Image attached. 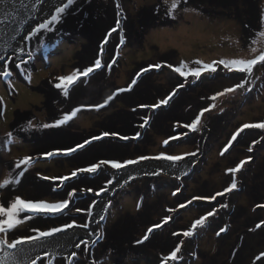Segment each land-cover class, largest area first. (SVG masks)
<instances>
[{"label": "flooded vegetation", "instance_id": "obj_1", "mask_svg": "<svg viewBox=\"0 0 264 264\" xmlns=\"http://www.w3.org/2000/svg\"><path fill=\"white\" fill-rule=\"evenodd\" d=\"M139 1L141 0H136L134 3H139ZM131 2L133 0H74L73 5L61 14L60 22L50 25L53 29L52 32L41 29L35 37L29 40L27 37L38 26L31 30L27 28L24 30L25 33L22 30L20 37L17 36L14 39L16 43L14 45L15 51H12L9 43L5 46L11 52L7 53L8 56L5 57L3 62L0 61V73L9 71L12 75L8 78L0 75V129H2L0 134L2 140H11L12 145L7 150L6 157L8 161H3V164L7 166L5 168L6 181H11L13 178H18L21 181L20 184L15 185L14 190L11 183L6 184L5 189H9L11 195L13 193L21 199L34 202L45 198V196L48 197V200L57 202L65 198L67 192L72 188L77 189V196L73 198L75 205L72 203L69 205L70 208H73V212L70 216L65 215L63 220L41 217L27 220L25 218L29 215L28 213H22L21 219L30 230L32 226H36L41 230L44 228L48 230L51 227L59 226L63 222H70L72 219H75L77 224L89 222L88 229L73 228L65 233L55 234L50 238L51 242H48L46 247L58 251H67L73 247L75 242L88 240L90 250L88 257L83 255L85 247L83 244H81L80 249L74 248L73 250L77 253L78 264H89L92 259L97 261L98 264L100 261H104V264H162V258L169 255L176 246L181 248L184 246L185 238V254L187 259L190 260L187 262L179 261L176 264H194L191 260H194L198 248H203L201 239L203 234L210 229L213 232H219V248L214 255L211 252H200L203 258H210L209 263L204 260L202 264H264V256H261L264 253V207L257 206L264 205V169L252 177L248 187L240 181V191H245L244 196L247 198L248 204L246 207H237L239 211L236 212L237 216H235L231 213L229 207L220 208L221 203L227 204L228 193L224 197L217 196L215 200H211L208 195H201L205 192L204 184L214 188L213 193L209 196L217 193L215 189L218 188L219 184L212 179L215 177V169L219 165L217 162H213L214 167L207 176L199 173L196 179L192 181L195 184L194 187H196V196L203 198L198 199L201 200V203L194 201L183 211L177 230H172V233L165 235V232L154 228L149 241L144 244H136L135 241L142 239L147 232V226L153 227L159 222L154 224L143 200L142 207L136 216L121 212L117 219L107 217L106 220H103V225L100 222L96 223V221L99 220L101 215L105 216L109 203H115L117 208L120 209L118 203L120 196L131 195L135 192L140 196H144L138 185L141 179L150 175L139 176L138 171L140 172V169H144L147 162H152L154 159L141 160L138 164L129 165L119 171L112 169L110 166L107 169L102 166L95 175L81 174L82 177H88L87 179L77 180V178L71 177V173L77 168L90 166L101 159L123 163L128 159H138L140 156L156 157L154 156L155 153H158V156L165 155L166 148H151L157 140L151 130H156L158 124H164L167 120L176 118L170 113L171 109L160 108L151 114L147 108L140 107L135 112H130L123 108L124 106L120 103L121 100L127 106L146 105L152 103L156 98L164 99L168 93L174 92L175 95L169 101L170 107L175 108L184 104L186 111H189L179 120V125L176 128V130L178 129L177 132L190 131L184 125L197 118L203 109H210L209 111H212V114L206 117L203 128H199L200 124L197 125L198 130L196 132L190 131V136L187 138L189 141H186L193 144L197 155L201 158L203 156V153L200 152L202 142L216 140L218 137L216 132H219V120L226 118L230 112L225 115L224 113L216 115V110H212L214 103L221 100L224 102L222 106H225V102L227 105L229 101L239 100L242 101L241 105H243L245 102H250L253 93L261 95L264 92V66H262L264 62L258 61L255 65L256 69L254 66L250 77L246 73H243L242 77L240 75L236 76L234 75L235 70L230 72L223 65H217V72L214 73L216 76L210 75L209 72L204 76L202 72L199 79H197L189 73L187 77L193 78V84L201 85L197 87V90L196 87L186 86L185 80L187 77L182 76L183 78H180L173 69L180 67L182 63L187 64L190 69H195L198 65L193 60L175 61L178 53L173 51L165 52L162 55L154 54L151 58L144 59L142 63L136 64L137 67L133 71L127 72V78L123 81L119 79L123 72V65L128 62V53L131 52L129 51L130 45H136L138 46L137 49H142L146 44V47L148 46L154 50V45L147 42V36L152 40L155 38L153 34L162 32L164 29L168 30V28L181 27L190 23L184 18L187 13L196 14L197 17H199V12L211 13L212 16L214 15V20L219 18L221 21L230 23L235 22V19H237L241 23L243 39L244 37L257 36L261 28V0H164V3L161 0L150 9L140 11L139 18L136 19L127 11V6ZM173 3L177 4L175 9L172 8ZM79 10L84 11L83 17L86 22L79 25L72 22H63L65 18L77 15ZM200 19L204 21L207 17H201ZM114 28L116 31H113ZM246 28H249L250 33H248V36H246ZM110 32L111 36L108 35ZM145 34L147 35L144 38L143 35ZM121 37H123V43H121ZM10 38L3 37L2 41L8 42ZM105 39L109 42L103 45ZM63 45H68L71 48L69 54H66ZM101 45L104 47L103 54L100 53ZM153 53L155 52L153 51ZM29 55H31V59ZM96 58L101 59L104 67L98 70L95 75L90 74V78L87 79L86 83H82L85 78H76L73 83L68 85V97L63 96L61 89L55 88L54 85L60 82L57 77L74 75L77 69L82 70L86 66H91ZM54 59L58 60L56 65L50 63ZM112 60H115L116 63L112 65L111 71H108L106 66ZM24 61H27V63H24ZM42 61L47 64L45 69L50 71L45 73L39 80H35V74L41 69L37 68V65ZM16 64H20L21 67L16 68ZM70 64L73 70L66 73L62 67H68ZM154 65H161V67L159 69L150 67ZM168 65H171V67H168ZM139 66H149L148 68L151 70L143 72L139 70ZM260 67L261 71L259 72L257 69H260ZM244 76L248 79L245 89H237L236 92L225 93L223 96L218 95L225 92V89L234 87L236 77L237 83H240ZM160 79H165V81L159 82ZM133 80H135V84L132 83ZM181 84H183V87L180 86ZM121 85L125 88L131 87V91L117 93V90L121 89ZM144 86H148L147 91L152 96L147 97L144 95L142 99L136 97L135 92ZM248 88H251V91H248ZM109 96L114 98L104 108L97 110L95 106L104 103ZM213 96L217 97L216 100L211 99ZM161 99H158V101ZM118 101L119 103H117ZM260 106L264 108V103H260ZM77 107L81 108V111L67 125L57 129H43L40 126L43 123H54L63 115L70 114L71 110ZM194 108L196 110H193ZM141 114L150 115L148 125L151 130H141L135 125L136 116ZM9 115L10 118L7 120ZM249 117L251 115H248ZM131 118H135L134 127L130 125L124 130L119 127V124L123 121H127L126 123L131 122L129 120ZM253 118L255 121L256 117ZM151 121L154 129L151 126ZM29 122H32L33 127H28ZM105 131L116 132L129 137L131 135L135 136L137 132H140L141 135L139 139L127 141H121L111 136L100 141L93 140L91 144H86L85 148L79 149L71 156L47 157L45 155L49 151H63L84 143ZM247 131L248 137L245 130L241 132L239 139L244 141L253 140V132H250V128H247ZM9 132L13 134L12 137H8ZM64 132L70 133L72 142L69 140L68 135H65L68 137V144L56 142V134ZM164 133L171 135L170 132ZM48 134H52V139L45 140ZM191 134L197 135L195 141H191L193 139ZM179 142L183 143V141ZM159 143H161V140H159ZM173 148L171 147L170 151ZM155 149L158 150L154 151ZM152 151H154V154H151ZM77 154H80V156H77ZM25 156H32L35 159L24 177H17L16 173L22 169H15V163ZM192 158V156H189L181 163L190 162ZM192 167L193 165L190 168L191 170L189 169L190 172L193 171ZM189 170L187 175L182 174L179 177L182 179L190 178ZM245 172L240 176L243 181L245 180L244 177H247ZM128 174L130 176L126 178ZM42 176L50 178L69 176L70 180L64 181L63 187L54 192L52 185H60V180H42ZM97 176H99V179H97ZM132 177L135 178L132 179ZM125 180L128 183H125ZM231 183L230 177L227 176L221 185L223 191ZM127 186L128 190L125 189ZM87 187H92L93 192L81 191ZM102 188L108 190L100 191V195H96V192ZM189 196H191L190 192ZM239 197L242 198L243 196L239 194ZM179 198H174L176 203L180 202ZM93 202L95 206L91 208L92 215L90 216L87 215L86 211H74V207L88 209ZM234 203L235 201L232 200V204ZM67 211L65 210V212ZM209 211H215V215L208 217L205 226L197 228L192 236L184 237L183 233L190 230L192 225L191 221L186 222L185 213L195 212L199 216H206ZM123 216L130 218L124 219ZM197 219L199 218L196 217ZM51 222L52 224H50ZM257 225H260V227H257ZM119 229L125 230L122 239L117 234ZM101 230L104 239L98 241L97 245L93 247L91 240L95 239L101 233ZM20 232L18 231V233ZM89 232H93L94 235L89 236ZM181 241H183L182 244ZM224 245H226L225 248L229 247L225 251L221 249ZM160 246L161 248H159ZM39 250L41 249L37 248V251ZM44 253L40 254L42 259L38 261V264H47L48 258L45 259ZM70 253L64 254L65 257L69 256ZM188 253H190V256ZM258 256L261 258L257 259ZM217 260H219L218 263ZM53 264H67V260L60 257L57 262L53 261Z\"/></svg>", "mask_w": 264, "mask_h": 264}, {"label": "rangeland", "instance_id": "obj_2", "mask_svg": "<svg viewBox=\"0 0 264 264\" xmlns=\"http://www.w3.org/2000/svg\"><path fill=\"white\" fill-rule=\"evenodd\" d=\"M67 0H14V3L12 6L7 8V11H5V5L0 4V55H3L4 57H7V53L11 52L7 47H5L8 43L11 45L12 51H15L14 45L15 38L17 36L20 37V33L24 32L27 28L29 30L33 29L36 26H39L40 23L45 22L46 20H50L51 17L54 15L56 8L62 7ZM161 0H141L139 3H134L136 0H133V2L129 3L127 6L128 14H130L134 19L139 18V12L140 11H146L153 7L155 4H157ZM11 2V0H10ZM164 3V0H162ZM189 9V8H188ZM125 12V11H124ZM124 15V14H123ZM205 15V16H204ZM214 16V15H213ZM213 16L211 13L206 12H199V17H197L196 14H185L184 18L186 19L187 23L185 24V29H180V27L176 28H168L164 29V31H168L169 35L172 34L171 38L167 41L165 45L162 44L164 41L163 39L169 38V36L163 37V34H158L157 36L153 34L154 37H158L159 41L156 40H150V38L147 36V42H150L154 45V50H152L150 47L147 46L145 48V53H139L137 54L138 46L136 45H130L129 48V58L127 64L123 65V73H127L129 71H133L137 66L136 64H140L144 61V59L151 58L154 54L155 55H162L165 52L173 51L175 53H178L175 57L177 62L179 60L185 59V60H193L194 62L199 60L202 63L198 65L197 67H202L203 64H212L214 61H220V60H232V59H251L254 57H259L262 52H264V36H261L260 33L264 32V0H261V28L258 32L257 36L252 37H244L242 33V27L239 20L235 19V22H224L221 21V19H213ZM201 17H207L206 20L200 19ZM83 21V19H81ZM64 22V21H63ZM86 22V21H83ZM83 22H80L81 24ZM254 31V29H253ZM246 36H248L249 28H246ZM25 33V32H24ZM27 34V32H26ZM5 37H11L8 42H3L2 38ZM8 45V46H9ZM146 46V44L144 45ZM187 46H191V50L187 49ZM65 46L63 45V48ZM5 48V49H4ZM66 48V47H65ZM68 48V45H67ZM255 50V51H254ZM67 51V50H65ZM153 51L155 53H153ZM3 62V60H0ZM52 64V62H50ZM45 62L42 61L39 65H37V68L39 69L38 73L35 74L34 79L39 80L42 76L45 75V73H48L50 70L45 69L47 66ZM56 65V64H53ZM65 69L66 73H69L73 68L71 69V64L68 67H62ZM146 68L145 66H139V70L143 71V69ZM152 68V67H151ZM150 69V68H149ZM218 69V68H217ZM256 69V66H255ZM151 70V69H150ZM259 72L260 69H257ZM144 72V71H143ZM217 72V71H216ZM215 72V73H216ZM208 72L204 71L202 75H206ZM214 73H210V75ZM234 75H240L243 76V73H240L238 71H234ZM213 76V77H215ZM49 77V76H48ZM245 78V76H244ZM121 81H123L122 78H120ZM234 84H237V77L234 81ZM252 99V105L253 106H260V96H258L256 93H253L251 95ZM234 100L233 102L229 101L227 105L222 106L224 102L221 100H218L214 103V107H212V110H216V115H220L223 113H227L230 110V113L232 115L230 116V122L231 124L237 123L241 120H245V115L243 112H245L248 108L249 103L245 102L243 105H239L242 103V101ZM236 102V103H235ZM248 104V105H247ZM247 114L254 115V113H251V110L248 109ZM212 114V111H207L204 113V115L201 117V123L199 128H203V124L206 120V117L210 116ZM255 116L257 118L262 117L260 123H264V111L256 112ZM10 118H7V120ZM247 121H245L243 124H257L253 122H249V120L252 119V117H246ZM259 124V123H258ZM6 127V126H5ZM1 128V127H0ZM256 129L260 130L264 133V129L262 128H250L251 131H255ZM2 131V129H0ZM238 130H235L234 135L236 134ZM0 137L2 138L1 134ZM168 141L167 144L164 143V141ZM170 137L165 138L164 140H161V144L165 147L169 145ZM8 141V140H6ZM6 141L1 139L0 144V184H5V181L7 180V173L5 171V166L3 164V161L7 162V150L12 145L11 143H6ZM167 151V150H166ZM165 151L166 155H180L183 157L182 160L186 159L190 155H187L191 152H196V149L194 146L186 143H179L178 145L175 144L174 148L168 153ZM246 151V154L242 156L241 161H245L248 157V151ZM151 154H154V151H152ZM158 153H155L154 156H158ZM259 156L264 157V147L261 149ZM211 155L208 154V157L206 158L207 161H209L208 164H206L201 170L200 174L207 176V174L210 172V170L214 167V164L212 161H210ZM194 160L198 161V159H192L190 162L184 163V166L182 169H179V166L177 164H174L170 161L163 160V159H154L152 162H147V165H144V169H140L139 176L147 175L148 170H150V174L159 172L160 175L158 177L164 178L168 181V183L172 181H177V177L182 175L184 172H187L191 166L194 163ZM240 161V162H241ZM240 164V163H238ZM219 167L215 169V177L212 179L215 183L219 184L218 188L215 189L216 192H221L223 190V184L224 180L227 176L230 177L231 181L233 179L237 182V188L233 190V192L228 193L227 196V205L231 211V213L236 215V212H238V208H241L243 206H247L248 200L243 195L242 198L239 197L240 191V181H241V174H243L246 170L247 164H244V167L241 169L239 173L232 174L229 172L226 167V164H218ZM150 166V167H148ZM224 169V170H223ZM135 172H137L136 169H134ZM223 170V171H222ZM256 167L252 168L253 173H259L261 170L256 172ZM148 174V175H150ZM130 174L126 175V178H128ZM157 176V175H156ZM138 177V176H137ZM195 186L194 182H191V188ZM167 187V186H165ZM170 190L171 193V199H173L176 196V190L177 187L174 184H171L167 187ZM203 188L207 190V185L204 184ZM128 190V186L125 188ZM165 189V188H164ZM8 192H5V187L3 189H0V201L1 203L4 202L3 199L8 198H14L15 195H12ZM175 193V195H173ZM41 200L52 202L48 200V197L45 196V198H42ZM120 200V209L117 208L116 204L111 202L109 203L111 206L109 207V204L107 205V211L105 213V219L108 218H114L117 219L121 212H125L124 214H132L136 215L141 207H142V197L138 195L136 192L131 195H122L118 198ZM232 200L235 201L234 204H232ZM205 208V207H204ZM203 208V209H204ZM199 209V208H198ZM200 210V209H199ZM112 214V215H110ZM186 222L191 221L193 224L196 220V217L199 219L203 216H199L197 213H189L186 212ZM54 222V221H53ZM185 222V223H186ZM89 224V222H87ZM100 223L103 225V221H100ZM52 224V222L50 223ZM101 226V225H100ZM102 228V227H101ZM199 228V226L197 227ZM41 230V229H40ZM47 230L46 228L42 229L41 231ZM16 233L18 231H21L19 234L22 236H31L35 233L30 230V228L26 227V224L22 223L17 226V228L14 230ZM221 232V231H220ZM218 232H213L211 229L208 230L205 234H203V238L201 239V245L203 248H198V251L195 253L194 264H202V262L207 257H202L201 253L205 252H211L212 255H214L218 248H219V239H218ZM242 233V232H241ZM237 234V233H236ZM11 235V234H10ZM51 242V240L49 241ZM77 242H75L76 244ZM75 244L71 249H68L67 251H58L54 250L52 248H40L39 254L47 251H57L60 253L57 255L56 259L54 261H58L60 257H65L64 254L72 252L75 248ZM226 245L222 246L221 249L223 251L227 250L229 247L225 248ZM239 247V246H238ZM186 250V238H185V244L181 248V252L178 255L179 259L177 261H170L168 264H176L179 261L187 262L190 259H187V256L185 254ZM236 252V250H234ZM190 256V253H188ZM48 257H45L47 259ZM210 258L206 260L207 263H209ZM219 260H217V263ZM184 264V263H183Z\"/></svg>", "mask_w": 264, "mask_h": 264}, {"label": "snow or ice", "instance_id": "obj_3", "mask_svg": "<svg viewBox=\"0 0 264 264\" xmlns=\"http://www.w3.org/2000/svg\"><path fill=\"white\" fill-rule=\"evenodd\" d=\"M14 3V0H0V4L5 5V11H7V8L12 6ZM74 0H67V3L63 7L56 8V14L51 17L50 20H46L43 23H40L39 26L27 37V39L31 40L33 37L37 35V33L40 32L41 29L46 30L47 32H52L53 29L50 27V25H53L54 23L60 22V16L62 13H65L66 9L69 8V6L73 5ZM119 7V5H118ZM177 4L173 3L172 8H176ZM175 18V17H173ZM113 31H116L114 28ZM109 36H111V32L108 33ZM261 36H264V32L260 33ZM108 40L105 39L103 41V45L108 44ZM121 43H123V37H121ZM101 45L100 47V53L103 54L104 47ZM255 51V50H254ZM118 54V53H117ZM29 58L31 59V55H29ZM5 57L3 55H0V60H4ZM259 62H264V52L260 54L258 58H252V59H232V60H220V61H214L212 64H203L202 67H197L195 69H190L187 64H181L180 67H176L173 69V71L180 74V76L187 77V75L190 73L197 79H199L202 72L207 71L209 73H215L217 71V65H223L224 68L228 69L230 72L235 70L240 73H246L249 77L252 75L253 67L257 65ZM24 63H27V61H24ZM116 61L112 60L111 63L107 64L106 69L108 71H111L112 65L115 64ZM197 65H200L202 62L197 60L195 61ZM16 68H20V64L15 65ZM264 66V65H262ZM104 65H102V61L99 58H96L94 60V63L91 66H86L82 70L77 69L75 71L74 75L69 76H60L57 77V79L60 81L59 83H56L54 86L56 89H61L63 96L68 97L69 96V90L68 85L73 83V81L76 78L83 77L85 78L82 83H86L87 79L90 78V74L95 75L98 70H100ZM150 67H155L159 69L161 65H154ZM168 67H171V65H168ZM149 68H144V72H148ZM4 78L10 77L12 74L9 71H4L3 73H0ZM135 84V80L132 82ZM248 83V79L244 78L240 83H237L234 87L225 89V92H221L218 95L223 96L225 93H232L236 92L237 89H245V85ZM183 87V84L180 85ZM248 91H251V88L247 89ZM131 91V87L129 88H121L117 90V93L121 92H128ZM175 95V93H172L168 95L166 98L160 100L158 103L152 104V105H140L141 108H150V109H157L160 108L162 105H168L169 101L172 99V96ZM114 97L109 96L108 100L104 101V103L96 105V109L99 110L100 108H104L107 103L112 100ZM216 96L211 97L212 100H216ZM215 105H213L214 107ZM134 112L136 111L135 108L132 109ZM210 109L205 108L203 111L200 112L199 116L195 118L191 123L185 124L184 127L188 128L192 132H196L198 130L197 125L201 123L200 117L204 115L205 112L209 111ZM81 111V108L77 107L74 110H71L70 114H65L61 118L57 119L54 123H43L40 125L43 129H57L61 126H65L68 124L69 121L73 120L74 117L77 116V114ZM142 123L138 125L140 129H144L146 125L149 124L150 117L145 114L140 117ZM28 127H33L32 122L28 123ZM245 128H262L264 129V123L259 124H244L242 128H240L235 135L231 137L232 140H235L236 137L240 134V132H243ZM187 133H184L186 135ZM12 133H8V137H12ZM140 132H137L135 136L129 137L126 135H121L116 132H108L105 131L100 135L94 136L92 139H89L85 141L84 143H80L76 146L69 147L66 150L63 151H49L45 155L47 157H55L58 155L63 156H71L73 153H76L79 149L85 148L86 144H91L93 140L100 141L103 140L105 137H114L118 138L121 141H127L130 139H139L140 138ZM172 139H177L176 136H173ZM259 143V141H256ZM6 143H11V140L6 141ZM165 144L168 143V141H164ZM228 147H231L229 144L227 147L224 148V152L228 151ZM249 151H252L251 148H249ZM187 155H190L192 157H195L197 155L196 152L188 153ZM223 155V152L221 153ZM34 157L32 156H25L23 159L18 160L15 163V169H22L18 173H16L17 177H24L25 173L29 171V167H31ZM150 159H163L167 161H171L173 163L179 162L183 159L180 155H163L156 157H149V156H140L138 159H128L124 161L123 163L117 162L115 160H108V159H101L97 163H92L90 166L87 167H79L76 170H74L71 173V177L77 178V180L81 179H87L88 177H82L81 174H89L95 175L98 173V170L101 169L102 166H104L105 169L107 167H111L112 169H115L117 171L126 168L129 165H136L141 160H150ZM247 163V161H241L240 164H238L236 167L230 168L228 171L232 174L239 173L241 169L244 167V164ZM23 166V167H22ZM103 175V173H101ZM152 175H160L159 172L152 173ZM183 175H187V172H184ZM135 177H132L134 179ZM42 180H60V185L53 184L52 190L55 192L58 189L63 187L64 181L70 180L69 176H64L61 178H55V177H48V176H42ZM97 179H99V176H97ZM177 179H180V177H177ZM20 179L13 178L11 181H5V184H0V189H3L6 184L11 183L13 185V190L15 185L20 184ZM125 183H128L127 180H125ZM237 188L236 180L233 179L232 183L229 187H227L222 192H217L215 195L211 196V200H215L217 196H225L227 193L233 192L234 189ZM107 188H102L101 190L96 192V195H100V191H107ZM82 192H93L92 187H87L86 189H82ZM175 195V193H173ZM77 196V189L72 188L70 191L67 192L66 197L63 199H60L57 202H47L44 200L39 201H31V200H25L21 199L19 196H15L14 198H10L9 200H5L4 202L0 203V264H38V261L42 259L39 252L37 251V248H45L48 246V242L51 237H53L55 234L58 233H65L70 229L73 228H82V229H88L89 224L83 223V224H77L75 219H72L70 222H63L59 226L51 227L48 230L41 231L38 227L32 226L31 230L35 233V235L31 236H22L19 233H16L14 230L17 228L18 225L22 224L24 221L21 219L22 213H28L29 215L26 216L25 219L27 220H33L36 217H41L44 219H53L56 218L58 220H63V217L65 215H71L73 212V208H70L69 205L72 203L75 205V201L73 200L74 197ZM195 199H203L202 197H195ZM191 203V201H189ZM94 202L92 205L89 206L88 209H82L80 207H74L75 212H82L86 211L87 215H92L91 208L94 207ZM111 205L109 204V207ZM184 205L182 204L181 207ZM258 207H264V205H257ZM228 205L226 203H221L220 208H227ZM65 210H68L65 212ZM215 211H209L206 216L201 217L200 219H197L192 225L190 230L185 231L183 233L184 237H190L194 234V231L197 229V227H204L205 222L208 220L209 216H214ZM105 217L101 215L99 217V220L96 221V223H99L100 221H103ZM168 219H171V217H167L165 219V223H167ZM161 225L157 224L153 227H149L147 229V232L143 235L142 239L135 241L136 244H144L146 241H149L150 235L153 233L154 228H159ZM257 227H260V225H257ZM223 231V229H222ZM11 234V235H10ZM89 236L94 235L93 232L88 233ZM178 235V234H177ZM219 235V232L217 233ZM104 239L103 231L101 230V233L96 236L95 239L91 240V245L95 247L97 245L98 241H102ZM181 244L183 241L180 242ZM81 244H83L85 247L83 249V255L85 257H88L90 255L89 250V241L88 240H81L80 242L75 244L76 249H80ZM111 251V250H110ZM181 252V247L176 246L173 251L170 252L169 255H165L162 258V264H168V262L171 261H177L179 259L178 253ZM57 251H47L44 253L45 257H48L47 264H53V261L56 259L57 255H59ZM261 256H264V253L261 254ZM77 253L75 251L71 252L69 256L64 257L65 260H67V264H78ZM261 257L258 256L257 259H260ZM89 264H98L97 261L94 259L89 261ZM99 264H104V261H100Z\"/></svg>", "mask_w": 264, "mask_h": 264}, {"label": "built area", "instance_id": "obj_4", "mask_svg": "<svg viewBox=\"0 0 264 264\" xmlns=\"http://www.w3.org/2000/svg\"><path fill=\"white\" fill-rule=\"evenodd\" d=\"M186 78V77H185ZM185 84L188 87H199L201 85H196L193 84V80L189 78V76L186 78L185 80ZM198 90V88H196ZM171 108H173V106H171ZM180 109V110H177ZM172 111L174 109H171ZM176 111H173L172 116H176V118L174 119H170L166 121L167 126H165L164 124L160 126V130L162 132H170L171 135L170 136H176L177 139H171L169 141V145L165 146L164 148H166V153H168V151L170 150V148L178 143H182L179 141H183L184 143H187L189 140H187L188 136H190L189 132H177L178 129L176 130V128L179 125V120L181 119L182 116L185 115V113H188L189 111H186V106L180 105L175 107ZM181 111L182 112V115ZM230 111V110H229ZM226 114V113H225ZM224 114V115H225ZM232 115V113H228V116L226 118L220 119L219 120V124L223 123L227 124V122L230 123V116ZM225 119V120H224ZM226 121V122H225ZM126 125V124H125ZM220 126V125H219ZM224 125L221 124L220 128H223ZM261 137L259 138H255L254 140H250L248 139L246 141V143H248L249 147H248V157L246 159L247 161V166H246V172L247 173V177H244V181L242 180V184L244 183L246 185V187H248V185L250 183H248V179H252V177L257 174V173H253L252 168L255 167L257 164V154H259V144L261 142H264V136L262 135L261 131L259 130ZM184 133H187L186 135H184ZM256 133H254V137H255ZM191 136L193 137V139L191 141H194L197 137V135L191 134ZM187 141V142H186ZM256 141H259V143H257ZM249 148L252 149V151H249ZM164 151V152H165ZM259 169L262 171L263 169L260 168V166H258ZM264 167V165H263ZM197 175H190V178L187 179H179V185H175L177 187L176 192V196L175 197H180V202L176 203L175 202V197L173 199H171V193L170 190L167 187L169 185H162V178L156 176V175H151V176H147L143 179H141L140 184L142 185H138L139 189L143 191V201L145 202V206L147 209L148 214L150 215V218L154 221V224L156 222H159V225H161V227L158 228L159 231L165 232L164 234H169L172 233V230L175 231L178 229L179 227V221H180V216L182 217V213L183 211L192 203V202H196L199 201V203H201V200L195 199L196 197V187L193 186V188L191 187H185V180H192L194 181L196 179ZM247 180V181H246ZM167 186V187H165ZM164 188L166 190H164ZM189 192L191 193V196H189ZM189 201H191V203H189ZM184 205L183 207H181V205ZM155 215H158L157 218H155ZM124 219H128L130 217H126L123 216ZM167 217H171V219H168L167 223H165V219ZM148 227V226H147ZM151 227V226H150ZM149 228V227H148ZM118 236L120 237V239H122L125 235V230L124 229H119L117 232ZM161 248V246L159 247ZM158 248V249H159Z\"/></svg>", "mask_w": 264, "mask_h": 264}, {"label": "water", "instance_id": "obj_5", "mask_svg": "<svg viewBox=\"0 0 264 264\" xmlns=\"http://www.w3.org/2000/svg\"><path fill=\"white\" fill-rule=\"evenodd\" d=\"M83 13H84V11L83 10H79V12H78V14L77 15H71L70 17H67V18H65L64 19V23H66V22H72L73 24H76V25H79L80 24V22H83L84 21V17H83ZM81 19H83V21H81ZM161 27V26H160ZM156 28V27H155ZM147 34H148V32H147ZM147 34H145V35H143V37L145 38L146 37V35ZM62 40H67V39H62ZM68 41V40H67ZM70 43V42H69ZM66 48H65V50H67L66 51V54H69V52H71V48H67V46H65ZM146 47V46H145ZM145 47L144 48H142V49H139V50H137L136 52H137V54H139V53H145ZM147 48V47H146ZM140 51V52H139ZM132 53V52H131ZM129 54V53H128ZM57 59H54V60H52L51 62H52V64H56L57 63ZM178 74V76L180 77V78H183L182 76H180V74L179 73H177ZM128 77V75H127V73H121V76H119V79L120 78H122L123 80L125 79V78H127ZM163 81H165V79H160L159 80V82H163ZM120 88H125L123 85H121V87ZM197 88V87H196ZM173 93V92H172ZM172 93H168L165 97H167L168 95H170V94H172ZM258 96H260V101H259V103H261V104H263L264 103V92H263V94H258ZM173 97V96H172ZM261 97H263V98H261ZM158 99H161V98H156V103H158L159 101H158ZM162 100V99H161ZM117 103H119V101L117 102ZM120 103L124 106L123 108L124 109H127V110H129L130 112H134L132 109L134 108L133 106H127L125 103H124V101L123 100H121L120 101ZM250 105H248V108H247V110L248 109H250L251 110V113H254V115H255V113L256 112H261V111H264V108L262 107V106H253L252 105V99L250 100V102H248ZM126 106V107H125ZM160 108H164V109H169L170 108V105H169V103H168V105H162ZM160 108H157V109H160ZM148 110H149V112H155L157 109H155L154 111H152V109H150V108H147ZM247 110L245 111V113H244V115L246 116V117H248V115L249 114H247L246 112H247ZM254 115H251V117H252V121L254 120V118H253V116ZM142 116V114L141 115H138V116H136V121H135V125L136 126H138L139 124H141L142 123V121H141V119H140V117ZM149 117H150V115H149ZM245 121H243V122H241L239 125H237L236 127H235V130H239V128L241 127V125H243V123H244ZM144 129H148V130H151V127L149 126V125H147V126H145V128ZM144 129H141V130H144ZM233 132V131H232ZM231 135H233V134H231ZM132 137V136H131ZM155 137L157 138V140H155V143L151 146V148H161V143H159V140H162V139H165V138H167V137H170V140L172 139V136H170V135H167V134H165L164 132H160V133H157V134H155ZM169 140V141H170ZM228 144H229V141H228V139H226V141L225 142H223V143H220V140H218V141H214V142H212V143H210V144H208L207 145V148H206V154H205V165L206 164H208L209 163V161H207V157H208V154L209 155H211V158H210V161H212V162H217L218 164H220V165H222V164H226L227 165V169H230V168H233V167H236L237 165H238V163H240V161H241V158H242V156H244L245 154H246V152L245 151H242L240 154H239V156H238V160H237V163H229L228 161H227V157H228V154L229 153H231V151H230V149H231V147H230V149H228V151L227 152H224V148L225 147H227L228 146ZM192 145V144H191ZM158 149H155L154 151H157ZM223 152V155H221V153ZM219 167V166H218ZM224 170V169H223ZM222 170V171H223ZM129 194H131V193H129ZM208 197H211V196H208Z\"/></svg>", "mask_w": 264, "mask_h": 264}, {"label": "crops", "instance_id": "obj_6", "mask_svg": "<svg viewBox=\"0 0 264 264\" xmlns=\"http://www.w3.org/2000/svg\"><path fill=\"white\" fill-rule=\"evenodd\" d=\"M151 40V39H150ZM149 43H151V41L149 42ZM136 99V98H135ZM134 99V100H135ZM132 100H133V98H132ZM225 104H226V102H225ZM137 107V106H136ZM171 109H174L173 111H176L175 110V108H171ZM177 110H180V109H177ZM193 110H196V108H194ZM173 111L171 110V114H173ZM179 113H181V115H182V111L181 112H179ZM263 118H256L255 119V121H249V122H253V123H260L261 122V120H262ZM134 121H135V118H132V120H131V122H129V123H127L126 125L124 124V129L126 128V127H129L130 125H133L134 124ZM226 122V121H225ZM216 123H218V122H216ZM221 124L222 125H224L223 126V128H224V132L223 133H220V131H221V129H220V127H221ZM221 124H219L220 126H219V132L217 133L216 132V134H218V139H221V140H223V141H225L227 138H228V141H229V144L231 145V148H232V150H231V153H229V155H228V157H232L231 159L230 158H228L229 159V162L231 163H235V162H237V158H238V156H239V154L242 152V151H245V150H247L248 151V147H249V145H248V143H246V141H244V140H241V139H239V137H240V135H238L237 137H236V139L235 140H232L231 139V136H230V133H231V131L233 130V127L231 126V123H229V122H227V124H224V121H223V123H221ZM153 124H152V121H151V126H152ZM161 125H163V124H158L157 125V128H156V130L154 129V127H153V129L157 132V131H159L160 129V126ZM164 125L165 126H167V124L164 122ZM156 126V125H155ZM133 127H134V125H133ZM222 128V129H223ZM151 132H153L154 133V131L153 130H151ZM248 131H246V136L248 137V133H247ZM251 133L252 132H254V133H256V135H255V137H254V133H253V140L257 137V138H259V137H261V134H260V132H259V130L258 129H256L255 131H250ZM220 133V134H219ZM226 138V139H225ZM225 139V140H224ZM232 142H233V144H232ZM234 145V146H233ZM230 148V147H229ZM246 152V151H245ZM167 156V155H166ZM192 160V159H191ZM184 160H181V161H179V162H176V163H174V164H177V166H179V169H182V167L184 166V164L183 163H181V162H183ZM246 161V160H245ZM171 162V161H170ZM259 162V163H258ZM173 163V162H172ZM181 163V165H179ZM256 163L257 164H255L256 166V169H258V170H256V172H258L260 169H259V167L258 166H260V168H262V169H264V167H263V165H264V158L263 157H261V156H259V155H257V161H256ZM148 167H150V166H148ZM191 170V169H190ZM149 172H147V175L148 174H150V170H148ZM150 175H152V174H150ZM248 182H251V180L250 179H248ZM164 190H166V189H164ZM223 191V190H222ZM221 191V192H222ZM243 192V194H242V196L244 195V193H245V191H242ZM201 195H203V194H201ZM224 197V196H223ZM125 213V212H124ZM158 217V215H155V218H157Z\"/></svg>", "mask_w": 264, "mask_h": 264}, {"label": "bare ground", "instance_id": "obj_7", "mask_svg": "<svg viewBox=\"0 0 264 264\" xmlns=\"http://www.w3.org/2000/svg\"><path fill=\"white\" fill-rule=\"evenodd\" d=\"M190 14H192V13H190ZM193 15V14H192ZM180 29H185V25H182L181 27H180ZM158 34H163V37H166V36H169V38H165V39H163L164 41L162 42V44L163 45H165L166 43H167V41L171 38V36H172V34H170L169 35V33H168V31H162V32H158ZM156 36H157V34H155ZM159 37V36H158ZM158 37H155V38H153V40H156V41H159V39H158ZM191 46H187L186 47V50L187 49H189V50H191ZM140 52V51H139ZM148 86H144V87H141V89L140 90H138V91H136L135 92V95H136V97H138V98H143L144 97V95H146L147 97H150V96H152L151 95V93H149L148 91ZM134 97V96H133ZM129 120H132V118L131 119H129ZM127 121H123V122H121L120 124H119V127L121 128V129H123L124 130V124L126 123ZM55 133H57V132H55ZM65 135H68L69 137H70V141L72 140V137L70 136V133L68 134L67 132H64V133H58V134H56V142H65V144H68L67 143V140H68V137H66ZM1 139H3V138H1L0 137V142H1ZM50 139H52V134H48L47 136H46V139L45 140H50ZM55 140V139H54ZM195 141V140H194ZM72 142V141H71ZM264 146V142H261L260 144H259V151H260V149H261V147H263ZM77 156H80V154H77ZM200 163H202V160L200 159V161H199ZM0 165H1V163H0ZM199 166H197V167H195L194 169H193V171L190 173L191 175H198V170H199ZM190 181L191 180H185V187H191V183H190ZM171 184H174V185H179V179L177 180V181H172V182H170V183H168V181L167 180H165L164 178H162V185H171ZM211 186H212V184H211ZM207 190H205V192H204V196L205 195H210V194H212L213 193V190H214V188H213V186L212 187H210L209 185H207ZM213 188V189H212ZM5 192H8V194H9V189H5ZM7 194V193H6ZM8 194H7V197H8ZM8 198H5V199H3V201H5V200H7ZM0 203H1V201H0Z\"/></svg>", "mask_w": 264, "mask_h": 264}]
</instances>
